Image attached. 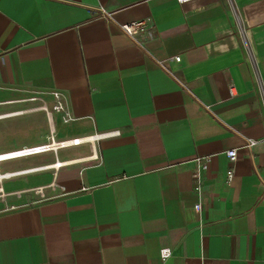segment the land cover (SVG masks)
Instances as JSON below:
<instances>
[{
    "label": "crops",
    "instance_id": "crops-1",
    "mask_svg": "<svg viewBox=\"0 0 264 264\" xmlns=\"http://www.w3.org/2000/svg\"><path fill=\"white\" fill-rule=\"evenodd\" d=\"M188 50L187 90L157 60ZM18 118L0 155L120 134L0 161V264H264V0H0V121Z\"/></svg>",
    "mask_w": 264,
    "mask_h": 264
},
{
    "label": "built area",
    "instance_id": "built-area-1",
    "mask_svg": "<svg viewBox=\"0 0 264 264\" xmlns=\"http://www.w3.org/2000/svg\"><path fill=\"white\" fill-rule=\"evenodd\" d=\"M178 4H186L189 2H192L194 0H176ZM100 12H101V18L106 19V20H110L112 18V13H109L106 9H104L103 7L100 8ZM119 27L122 29V31L128 36L130 37V39L134 42L137 43L139 45H141V43L138 41V35L142 34V33H149L150 34V30H148V25L146 23V21H136V22H131L128 24H120ZM183 59H185L187 61V63L189 65H194L197 63H200L203 60V57L200 53L196 52V51H185L183 53L171 56V57H167L165 59L162 60H157L158 65L160 66V68L162 70H164L168 75H170L174 80H176V82L181 85L183 88L188 90V86L186 83H184V81L181 79V77L176 74L175 72H173L170 68V64L171 63H181L183 61ZM226 87L229 89L230 95L231 97L234 96V90H235V85L233 82H228L226 84ZM53 98H54V105L52 106L51 110L47 107L44 106V110L47 112V114L49 116H52L53 113H60L63 114V118L65 122H68L71 119V116L69 115L63 101H62V94L59 92H54L52 93ZM120 132L119 131H113V132H108V133H103V134H96L94 136L91 137H87V138H77V139H71V140H66V141H60L57 142V145H53L55 144L54 142V137H52L51 142L47 143V144H43V145H39V146H35V147H29V148H24L21 150H17V151H13L10 153H6L3 154L2 158L4 159H15V158H22V157H28V156H32V155H38V154H42V153H47V152H51L54 151L58 148H64V147H69V146H77V145H81L83 143H88V142H94V140L96 139H100V138H108V137H114L116 135H119ZM257 143L256 141H249L248 143V147H253L255 146ZM226 156L228 158L229 161V168L227 171V183L231 184L234 177H235V163L238 160V150L237 149H230L228 151H226ZM196 161L199 164L200 169L203 170H207L208 169V165L210 162V158L206 157V158H198L196 159ZM57 166H60V163L56 164ZM39 169H44V167L41 168H37V169H33V170H39ZM15 174H19V173H15ZM13 174H4L3 176L0 177V180L4 179L5 177H9ZM194 178L199 179V171H197L194 174ZM3 191V188L0 187V192ZM196 191L200 192L201 191V187L199 185H196ZM197 211L200 212L202 210V205H197ZM160 256L162 258V260H167L168 258H170L172 256V249L165 247L163 249H161L160 252Z\"/></svg>",
    "mask_w": 264,
    "mask_h": 264
},
{
    "label": "rangeland",
    "instance_id": "rangeland-1",
    "mask_svg": "<svg viewBox=\"0 0 264 264\" xmlns=\"http://www.w3.org/2000/svg\"><path fill=\"white\" fill-rule=\"evenodd\" d=\"M39 102L42 103L43 106H46L45 104H47V107L50 110L54 105L51 101L46 100L44 97L40 98ZM36 125L39 127V122H37ZM49 136L51 137L53 134L50 132ZM20 138H22V118L0 121L1 145L14 144L18 142Z\"/></svg>",
    "mask_w": 264,
    "mask_h": 264
},
{
    "label": "bare ground",
    "instance_id": "bare-ground-1",
    "mask_svg": "<svg viewBox=\"0 0 264 264\" xmlns=\"http://www.w3.org/2000/svg\"><path fill=\"white\" fill-rule=\"evenodd\" d=\"M52 137H53V136H52ZM52 137H51V139H52ZM54 142H55V140H54ZM56 143H57V142H56ZM56 143L53 144V145H57ZM2 156H3V155H0V161H1V160H5L4 158H2ZM6 160H8V159H6ZM0 177H1V176H0Z\"/></svg>",
    "mask_w": 264,
    "mask_h": 264
}]
</instances>
